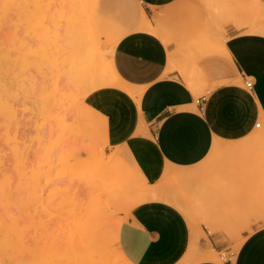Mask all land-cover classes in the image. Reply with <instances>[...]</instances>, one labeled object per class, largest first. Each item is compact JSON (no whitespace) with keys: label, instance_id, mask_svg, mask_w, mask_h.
I'll return each mask as SVG.
<instances>
[{"label":"rangeland","instance_id":"obj_1","mask_svg":"<svg viewBox=\"0 0 264 264\" xmlns=\"http://www.w3.org/2000/svg\"><path fill=\"white\" fill-rule=\"evenodd\" d=\"M130 5V0H0V264H129L118 246V229L139 197L130 190L132 171L121 174L125 165H118L115 153L92 149L91 136L84 150L78 144L68 149L71 134L64 121L75 112V119L85 121L78 133L87 132L86 121L94 117L66 88L86 97L112 81L108 58L121 36L117 29L134 16ZM85 55L95 74L87 81ZM239 160L251 166L237 149L217 145L190 172L187 185L168 184L165 193L178 197L195 227L183 264L212 261L210 253L223 263L253 229L264 227L248 222L263 214L259 207L221 206L223 191L225 203L238 198L228 168ZM95 203L103 212L104 256L79 245L82 213Z\"/></svg>","mask_w":264,"mask_h":264},{"label":"crops","instance_id":"obj_2","mask_svg":"<svg viewBox=\"0 0 264 264\" xmlns=\"http://www.w3.org/2000/svg\"><path fill=\"white\" fill-rule=\"evenodd\" d=\"M130 4L134 16L128 22L150 29L129 32L114 44L110 83L86 97L66 88L94 117L82 134L85 121L75 119V112L64 121L71 134L66 147L78 144L84 150L85 137L91 136L92 149L115 153L118 165H125L121 174L130 169L133 178L137 170L144 188L164 192L166 174L190 173L212 154L214 144L237 149L251 166L240 160L229 166L238 198L225 203L223 191L221 206L259 207L263 214L248 222L264 223V0ZM71 105L75 110L74 101ZM246 192H253L252 198ZM193 236L182 209L148 200L123 215L118 246L130 264H183ZM187 264H264V227L253 229L223 263Z\"/></svg>","mask_w":264,"mask_h":264},{"label":"bare ground","instance_id":"obj_3","mask_svg":"<svg viewBox=\"0 0 264 264\" xmlns=\"http://www.w3.org/2000/svg\"><path fill=\"white\" fill-rule=\"evenodd\" d=\"M138 29H150V26L147 23H137L135 20L133 22H127L124 27H121V29H117L118 32L121 34L120 38L126 35L129 32H132L134 30ZM119 38V39H120ZM88 56L83 57V78L84 80H88L89 78H92L95 75L93 66L91 61L89 62ZM110 67V66H109ZM110 71L112 72V69L110 67ZM107 82H104V85H106ZM217 147V144H214V149ZM168 184L172 183L179 187V185H187L189 181L191 180V174L190 173H176L171 172L165 175ZM130 183L132 184L130 190H134L135 192H138L139 197L138 200L133 203V206L144 202L148 200H157V201H165L169 202L171 204H174L176 207L180 208L182 206L180 200L178 197L171 196L164 192L162 188L154 187L146 189L142 186V182L140 179V175L138 174V171L135 170L133 178L130 179ZM134 187V189H133ZM197 197L200 196L201 193H197ZM181 209V208H180ZM84 214V215H83ZM103 212L100 210L99 205L96 203L92 205L86 212H83L82 215V221H83V228L85 229L83 238L79 239V245L83 248L91 247L92 251L94 253L100 254L101 256H104L105 252V245L103 244V220L102 219ZM192 228L193 234L195 233V227L190 224ZM207 259H211L212 261H215L218 259V256L215 254H209L207 256ZM130 264V263H129Z\"/></svg>","mask_w":264,"mask_h":264},{"label":"built area","instance_id":"obj_4","mask_svg":"<svg viewBox=\"0 0 264 264\" xmlns=\"http://www.w3.org/2000/svg\"><path fill=\"white\" fill-rule=\"evenodd\" d=\"M247 87L252 88V83H247ZM258 126H260V125L258 124Z\"/></svg>","mask_w":264,"mask_h":264}]
</instances>
